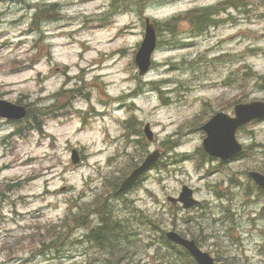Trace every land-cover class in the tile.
I'll return each mask as SVG.
<instances>
[{"label":"rangeland","instance_id":"rangeland-1","mask_svg":"<svg viewBox=\"0 0 264 264\" xmlns=\"http://www.w3.org/2000/svg\"><path fill=\"white\" fill-rule=\"evenodd\" d=\"M247 4L236 9L228 0H0V99L47 114L40 116L41 131L21 134L0 118V264L103 259L84 237L93 220L60 236L65 219L74 214L78 224L84 208L95 209L123 174L153 152L160 153L159 161L139 185L108 200L120 215L139 209L156 226L150 239L145 235L129 256L119 257L123 264H165L160 235L169 231L198 235L202 250L220 257L218 264H264V193L253 195L257 189L249 180V172L264 163V120L237 132L244 157L222 163L208 154L204 160L200 152V128L214 114L233 116L236 104L264 101L258 85L263 81L243 78L246 68L264 75V0ZM214 5L222 7L216 27L196 37L180 22L182 42H165L164 22ZM146 17L159 25L158 42H164L141 77L135 57ZM147 124L153 142L146 138ZM74 149L77 165L71 162ZM235 176L241 180L229 181ZM184 185L194 189L202 207L171 208L168 199ZM227 189L232 193L225 198Z\"/></svg>","mask_w":264,"mask_h":264},{"label":"trees","instance_id":"trees-1","mask_svg":"<svg viewBox=\"0 0 264 264\" xmlns=\"http://www.w3.org/2000/svg\"><path fill=\"white\" fill-rule=\"evenodd\" d=\"M144 1V0H143ZM231 6L236 9L239 7L247 6L250 0H228ZM142 9V7H141ZM221 8H218L216 5L209 7H199L195 9L188 10L186 12H182L175 17L168 19V21L163 23V28L167 32L164 34L168 36V39L165 41L167 44L173 45L174 43H181L182 40L178 38L180 34H178V24L180 22H186L189 30V34L191 36H199L205 34L210 28L216 27L219 22V15L221 14ZM156 29L159 28L158 24H155ZM157 34H160L157 31ZM178 34V35H177ZM164 42V41H162ZM162 42H158L160 46ZM218 60L221 57L217 58ZM220 63H223L220 60ZM240 73V72H239ZM244 80L250 81L251 78L260 79L262 87H264V75H259L251 68H246V71L243 72ZM248 83V82H247ZM159 83H154L155 87H158ZM17 104H22L21 102H17ZM28 108L27 117L23 121L18 122H6L8 124L13 123V126H18V133H23L24 130L32 131V130H42L43 121L40 119V116H47V114H42L41 110L35 109L34 107ZM22 123H25L23 127H19ZM128 128H133L136 126V122L131 118L129 122ZM134 136L140 135L141 132H135ZM248 150V149H247ZM200 152L202 154V158L206 159L207 155L202 148H200ZM247 151L245 150L244 154L241 156L244 157ZM250 153V151H249ZM208 158V157H207ZM213 160V158H211ZM201 163L200 160L197 161ZM137 164H135V167ZM264 173V163L261 166H257V171ZM123 174V173H122ZM129 173L123 174V176L119 179L118 182L114 184V191H110L106 196H104L99 203L96 204V208L91 212L85 211V208L81 211L80 219L77 220L78 224H76V219L74 214L68 215L65 219L64 226L62 230L64 232L60 236H68L73 232V224L78 228L86 227L89 222H93V227H88L84 237L88 239V241L92 244L90 245L91 250L95 255L101 256L104 255L103 259L95 260L93 264L101 263V264H111L116 258L117 261H114L113 264H123L125 260H121L122 258H126L129 256V251L131 248L137 246L138 241H141L145 235H149L147 238L150 239V231L156 229V226L153 222H151L150 217L143 214L141 210L137 209L139 212H131L120 215L119 210L113 207L108 203L109 197L112 195L115 198H119L120 196L125 195V193L118 192L119 185L121 181L128 175ZM240 177H230L229 181H240ZM253 182L251 179H249ZM252 187L256 188L253 192V195L258 194L259 192L264 193L261 188H258L256 184L250 183ZM127 193V192H126ZM215 193L219 194V189H215ZM232 193L229 189L225 192V195ZM171 205V204H170ZM172 208V206H171ZM92 213V214H91ZM62 227V226H60ZM183 236H187L183 232H180ZM206 235V234H205ZM204 235L200 234V238ZM59 241H61V237H58ZM160 238L163 240L162 244L165 245L166 252L163 253L167 262L165 264H197L195 260L181 247H178L171 242H169L165 237V232H162ZM141 239V240H139ZM191 239H194L198 245L201 247V243H199L198 235H193ZM54 246H61L60 243L53 244ZM121 259H120V258ZM220 259L219 256L216 257ZM216 259V261H217ZM229 261V257H228ZM129 264V261H127ZM91 264V263H90ZM229 264H234L229 261Z\"/></svg>","mask_w":264,"mask_h":264},{"label":"water","instance_id":"water-1","mask_svg":"<svg viewBox=\"0 0 264 264\" xmlns=\"http://www.w3.org/2000/svg\"><path fill=\"white\" fill-rule=\"evenodd\" d=\"M167 1V0H162ZM158 39L155 25L146 19V27L143 41L135 57V63L139 70V76L146 75L153 63V54L157 48ZM235 117L224 112H217L200 129L206 133L203 140V148L207 154L222 161H231L242 151L243 146L237 139V131L254 121L264 120V101H251L236 104L234 106ZM27 116V109L24 106L13 104L6 100H0V117L6 120H21ZM149 142L154 141V135L147 124L144 129ZM79 152L72 151L71 162L77 165L80 162ZM160 153H151L144 162L136 167L120 184L119 192H126L133 187L141 177L146 174L149 168L159 161ZM249 176L262 189H264V174L258 171H251ZM172 205L180 203L184 210H188L200 204L194 197V190L184 186L179 197L168 199ZM167 238L173 244L186 250L198 264H216L214 258L203 251L194 240L186 238L176 231L167 232Z\"/></svg>","mask_w":264,"mask_h":264}]
</instances>
